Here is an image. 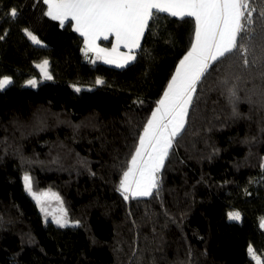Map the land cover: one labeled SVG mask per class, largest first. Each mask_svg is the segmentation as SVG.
Returning a JSON list of instances; mask_svg holds the SVG:
<instances>
[{
	"label": "trees",
	"instance_id": "obj_1",
	"mask_svg": "<svg viewBox=\"0 0 264 264\" xmlns=\"http://www.w3.org/2000/svg\"><path fill=\"white\" fill-rule=\"evenodd\" d=\"M47 10L0 0V79L12 81L0 90V264H257L250 247L264 264V0H246L234 49L195 86L158 186L127 200L123 173L195 18L154 10L134 61L115 68L89 61L72 21ZM44 60L52 78L27 86ZM25 176L78 224L45 221Z\"/></svg>",
	"mask_w": 264,
	"mask_h": 264
},
{
	"label": "snow or ice",
	"instance_id": "obj_2",
	"mask_svg": "<svg viewBox=\"0 0 264 264\" xmlns=\"http://www.w3.org/2000/svg\"><path fill=\"white\" fill-rule=\"evenodd\" d=\"M48 10L46 15L61 23L68 16L76 22V31L85 37V54L88 51L96 53L97 58H103L106 63H116L113 54L121 43L129 53L139 47L142 36L152 10L169 12L172 16L194 17L196 23L195 43L180 61L175 69V75L170 78L167 90L159 101V106L151 114L147 121L143 134L139 136V145L131 158V166L123 173L120 182V190L124 199L132 196H149L152 190L158 186L156 173L163 167L173 139L183 128L187 107L190 104L195 86L210 67L209 60L215 62L218 58L230 53L235 45L232 33L221 31L217 20V9L225 4H238V0H174L165 4L156 3L155 0H46ZM11 16L15 18L17 11L11 9ZM237 23L236 33L241 30ZM26 34L35 44L41 42L30 32ZM108 33H114L116 45L111 51L100 48L96 40L103 36L108 38ZM221 41H227L218 46ZM232 43V47L228 44ZM218 53V54H217ZM134 56L124 57V63H117L118 67H124L129 59ZM48 61L44 60L37 64L44 79H51L47 72ZM12 83L9 77L0 79V90ZM33 87L36 80L28 81ZM100 79L96 84H102ZM80 91L79 88L75 89ZM26 191L37 199L33 192L30 177H24ZM43 210V209H42ZM66 213L59 217H53L54 222L61 228L67 226ZM229 219L239 220L238 212L229 213ZM260 227L264 228V218L261 219ZM252 253V248L248 249Z\"/></svg>",
	"mask_w": 264,
	"mask_h": 264
},
{
	"label": "rangeland",
	"instance_id": "obj_3",
	"mask_svg": "<svg viewBox=\"0 0 264 264\" xmlns=\"http://www.w3.org/2000/svg\"><path fill=\"white\" fill-rule=\"evenodd\" d=\"M238 2H239L238 4H225L222 8L218 7V9H217V20H218L219 26L221 28V31L226 33V34L232 33L233 43H235V40L237 37L236 25H237V23H239L241 25V18H242V14H243V8L246 4V0H238ZM194 43H195V39H194L193 44ZM224 43H227V41H221L218 46H222ZM228 47H232V43H229ZM211 62L212 61L209 60V64ZM38 70H39V68H38ZM47 72L49 73L48 66H47ZM30 80H36L37 84L35 87H37L40 81H45V80H50V79H44L42 74H41L40 80H38L36 78L30 79ZM28 85L32 86L29 83H28ZM158 106H159V103H158ZM188 107H189V105H188ZM188 107H187V111H188ZM187 111H186V115H187ZM185 119H186V117H185ZM31 184H32V182H31ZM32 189H33V187H32ZM33 192H35L37 194V197L39 198V203L37 202V199H34V200L37 202L40 210L42 211L45 221H52L53 223H55L53 217H59V216H62L66 213L65 219L68 221L67 226H76L78 224L76 221H72L68 218V212H67V209L64 205V202L61 199V197L59 196V194H57L55 191H52V190L35 191L33 189ZM133 197H148V196H133ZM67 226H65V227H67ZM261 230L264 234V228H261ZM251 255L257 264H263L262 259L260 257H258L254 251H252Z\"/></svg>",
	"mask_w": 264,
	"mask_h": 264
},
{
	"label": "crops",
	"instance_id": "obj_4",
	"mask_svg": "<svg viewBox=\"0 0 264 264\" xmlns=\"http://www.w3.org/2000/svg\"><path fill=\"white\" fill-rule=\"evenodd\" d=\"M155 2H156V3L165 4V3H169V2H174V0H155ZM154 10H157V9H153L152 12H153ZM165 13H168V14L171 15L170 11H169V12H165ZM175 17H177V18H182L181 16H175ZM183 17H186V15L183 16ZM68 20H71V21H72V23H73V29L76 31V22H75L74 20L71 19V16H68L67 18H65V19H64V22H66V21H68ZM149 20H150V19H149ZM149 20H148V23H149ZM58 21H60V20H58ZM60 22H61V21H60ZM148 23H147V26H148ZM147 26H146V28H145V30H144L142 36L140 37V40H139V47L134 48V49L132 50L131 53H129L128 49L124 47L123 43H121V44L119 45V47L117 48L116 53L113 54V58L116 60V63H106L105 60H104L103 58H97L96 53H95V52H92V51H88V52H87V55H86V54H85V50H84V49H85V37L82 36L79 32H77V31H76V32H77L78 34H80V35L83 37V40H84L83 53H84V56H85L89 61H91V62H93V63L96 62V61H100V62H102V63H104V64H106V65H109V66H112V67H115V68H124V67H126L127 65H129L130 63H132V62L134 61L135 58H134V59H129L128 62H127V64H125L124 67H118V66H117V63H121V64L124 63V59H123L124 57H128V56H134V57H135V56H136V51H137V50L140 48V46H141L142 39H143V36H144L145 31H146V29H147ZM107 35H108V38H107V39H104L103 36H100V37L96 40V44H97V46L100 47V48H104V49H106V50H108V51H111L112 47H113L114 45H116V43H117V42H116V37H115V34H114V33H108ZM108 40H111V41H112L110 46H107V45H103V44H101V41H108ZM178 67H179V65H178ZM178 67H177V68H178ZM26 85L29 86V85H28V82H27Z\"/></svg>",
	"mask_w": 264,
	"mask_h": 264
}]
</instances>
